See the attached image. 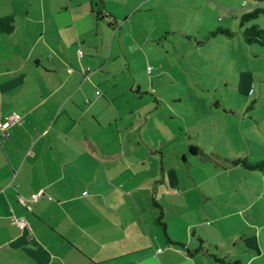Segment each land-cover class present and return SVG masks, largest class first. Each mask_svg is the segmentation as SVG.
Instances as JSON below:
<instances>
[{"label": "rangeland", "instance_id": "rangeland-1", "mask_svg": "<svg viewBox=\"0 0 264 264\" xmlns=\"http://www.w3.org/2000/svg\"><path fill=\"white\" fill-rule=\"evenodd\" d=\"M41 1L0 0V6L24 9L39 7ZM65 1L44 0L53 9ZM104 4L116 13L108 19L114 32L106 22L98 30L88 25L85 41L70 45L68 66L75 70V85L82 83L84 74L86 89L97 87L115 96L121 120L125 124L132 118L131 133L152 153L138 167L159 177L163 166L168 170L167 184L150 187L164 206L168 233L177 240L191 238L197 245L193 231L206 239V251L217 257L229 254L245 262L254 256L250 264H264V175L235 162L239 157L264 158V46L247 44L239 25L242 13L264 6V0ZM254 21L264 27V12ZM218 26H227L232 34L218 31ZM31 83L34 79L26 85ZM127 107L135 109L133 117L124 114ZM109 113L100 114L108 118ZM124 124L119 129L126 131ZM104 131L101 127L96 132ZM145 199L141 197L139 205L151 219L150 210L156 216L159 208ZM151 226L161 232L158 225ZM34 253L22 249L24 258L37 264L46 261L42 251ZM208 257L215 264L213 255ZM124 260L118 264H127Z\"/></svg>", "mask_w": 264, "mask_h": 264}, {"label": "crops", "instance_id": "crops-1", "mask_svg": "<svg viewBox=\"0 0 264 264\" xmlns=\"http://www.w3.org/2000/svg\"><path fill=\"white\" fill-rule=\"evenodd\" d=\"M97 12L116 15L104 0H67L56 9L44 0L39 7L0 6V120L10 118L7 134L0 131V264H37L23 257L24 246L44 253L41 264H211L204 237L191 233L194 245L169 233L184 246L168 242L151 226L157 225L154 210L151 219L144 216L139 199L156 206L150 187L167 184L168 170L163 166L159 177L138 167L152 153L131 133L132 118L124 124L115 96L86 89V75L75 85L70 45L85 41L88 25L98 30L106 22L114 32ZM134 110L127 107L124 114L133 117ZM101 127L106 131L98 134ZM32 192L39 194L27 200L29 208L17 201ZM15 217L26 224L19 227Z\"/></svg>", "mask_w": 264, "mask_h": 264}, {"label": "trees", "instance_id": "trees-1", "mask_svg": "<svg viewBox=\"0 0 264 264\" xmlns=\"http://www.w3.org/2000/svg\"><path fill=\"white\" fill-rule=\"evenodd\" d=\"M254 1L258 2L261 0ZM262 12H264V6L254 5L240 16L239 25L242 27V36L247 44L264 46V27H261L256 21H254V19ZM97 15L101 19H104V17L100 15V12H97ZM217 30L227 35L232 34V31L227 26H218ZM189 148L191 149V146H189ZM235 162L240 163L245 168L258 170L262 173V175H264V158L251 160L246 157H239L235 160ZM154 203L159 208L158 213L155 216V223L161 229L164 238L168 242H173L177 245L184 246L183 242L176 241L171 238L167 231L166 222L163 220V208L157 202ZM191 233H193V231H191ZM198 240L200 243H202V239L200 237H198ZM187 251L192 253L191 251L193 250L187 249ZM212 255L215 262L219 264H241L240 258L232 257L229 254H225V256L222 257H217L214 253Z\"/></svg>", "mask_w": 264, "mask_h": 264}, {"label": "built area", "instance_id": "built-area-1", "mask_svg": "<svg viewBox=\"0 0 264 264\" xmlns=\"http://www.w3.org/2000/svg\"><path fill=\"white\" fill-rule=\"evenodd\" d=\"M101 16H103L106 19H110L107 15H105L103 12H101ZM16 117L13 116V119H15ZM12 119V118H11ZM9 122H10V118L8 117L6 120L1 121L0 120V131L1 134L6 135V128L9 126ZM39 192H32L28 198L22 196V195H17L16 199L18 202H20L21 204L27 206L28 208L30 207V205L28 204L27 200H35L38 197ZM13 221L19 226V227H23L26 222L24 221L23 218H13Z\"/></svg>", "mask_w": 264, "mask_h": 264}]
</instances>
